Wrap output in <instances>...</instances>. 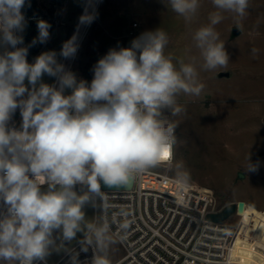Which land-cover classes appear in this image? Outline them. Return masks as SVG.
Wrapping results in <instances>:
<instances>
[{
    "label": "clouds",
    "instance_id": "clouds-1",
    "mask_svg": "<svg viewBox=\"0 0 264 264\" xmlns=\"http://www.w3.org/2000/svg\"><path fill=\"white\" fill-rule=\"evenodd\" d=\"M212 3L217 11L192 36L199 56H188L186 62L165 55L168 35L159 28L142 33L130 47L109 49L94 65L89 84L58 62L54 50L29 63V46L17 45L24 43L18 33L27 24L22 9L31 2L0 0V46L13 49L0 54V202L7 208L0 218V261H45L55 230L67 241L82 231V208L90 194H100L99 181L109 188L127 187L134 172L172 161L175 125L163 119L165 111L179 115L184 108L177 97L200 94L204 85L198 83L197 66L203 71L227 66L229 55L215 25L224 18L222 12L234 13L239 24L249 9V0ZM168 6L187 22L200 0H168ZM97 18L86 0L76 31L63 42L59 56L73 59L80 30ZM50 28L49 22L37 20L38 36L30 46L46 43ZM257 52L252 49L253 56ZM45 74L54 77L58 87L43 83ZM65 89L71 94L65 95ZM17 109L22 131L8 127ZM247 169L255 172L257 166L249 161ZM45 184L47 190L42 191ZM77 184H86L89 192L78 195L73 190ZM87 228L103 242L107 225L88 223ZM72 264H77L75 258ZM93 264L110 261L96 256Z\"/></svg>",
    "mask_w": 264,
    "mask_h": 264
},
{
    "label": "rangeland",
    "instance_id": "rangeland-1",
    "mask_svg": "<svg viewBox=\"0 0 264 264\" xmlns=\"http://www.w3.org/2000/svg\"><path fill=\"white\" fill-rule=\"evenodd\" d=\"M87 2H91L98 18L81 32L72 71L78 80L89 84L94 78V65L109 49L130 47L131 41L142 33L159 28L168 35L165 55L183 57L186 62L188 56H199L192 36L217 11L212 0H200L197 13L186 22L171 11L168 0ZM40 3L47 12L50 0ZM85 3L86 0H67L57 8L56 28L44 43L42 53L54 50L57 59L61 58L58 62H63L59 52L63 42L76 31ZM221 14L224 18L215 25V30L229 55L227 66L211 71L197 66L198 83L204 85L200 94L181 93L177 103L184 111L176 116L165 111L163 116L176 129V161L171 176L213 190L218 209L244 202L241 218H231L228 223L238 224L228 232L232 256L244 264H264V0H249V9L239 24L234 13ZM234 27L240 30L237 37L232 36ZM0 48L2 53L13 50L7 46ZM253 48L258 50L255 56ZM220 73L230 76L220 78ZM54 81L55 78L43 83L53 85ZM69 94L71 90L66 89L65 95ZM249 161L257 166V171H248ZM47 187L41 190L46 191ZM73 190L78 195L89 192L87 185H75ZM90 195V201L82 208L85 217L82 231L70 241L63 239L61 230L53 232L54 244L46 257L50 262L58 261L89 233L87 224H93L95 199V194ZM106 241L103 256L107 255L114 263L123 255L122 250L113 239Z\"/></svg>",
    "mask_w": 264,
    "mask_h": 264
},
{
    "label": "built area",
    "instance_id": "built-area-1",
    "mask_svg": "<svg viewBox=\"0 0 264 264\" xmlns=\"http://www.w3.org/2000/svg\"><path fill=\"white\" fill-rule=\"evenodd\" d=\"M76 56L63 60L67 69L72 71ZM53 85L58 87L56 79ZM22 123L18 110L8 127L22 131ZM175 161L174 145L172 161L134 172L131 188L104 189L103 181H99L93 224L98 228L107 225L103 242L98 243L89 231L58 261L45 259L34 264H72L73 258L77 264H93L96 256H103L107 238L113 239L123 253L110 264H244L233 258L228 237V232L238 225L228 224L229 220L241 215L236 211L223 223L209 220V214L220 213L224 208H217L215 193L210 188L171 176ZM6 212V206L0 202V218Z\"/></svg>",
    "mask_w": 264,
    "mask_h": 264
},
{
    "label": "trees",
    "instance_id": "trees-1",
    "mask_svg": "<svg viewBox=\"0 0 264 264\" xmlns=\"http://www.w3.org/2000/svg\"><path fill=\"white\" fill-rule=\"evenodd\" d=\"M66 1L67 0H50L49 9L47 10V12L41 5L40 0H30L31 7L26 6L22 9L27 24L23 33H18V35L23 36L24 43L22 45H17V47L29 46L27 55V61L29 63L34 62L35 58L42 53L44 47V44L40 43H37L34 46H30L33 39L38 36L37 20L43 19L49 22L51 24V28L49 31L50 33H52L56 28L55 16L57 13V8L61 7ZM60 59L61 58L59 57L57 60L60 61ZM53 79L54 77H50L46 74L42 76V82H44L45 80L52 81ZM24 83L29 89L31 88V85L28 84L27 80H25Z\"/></svg>",
    "mask_w": 264,
    "mask_h": 264
},
{
    "label": "water",
    "instance_id": "water-1",
    "mask_svg": "<svg viewBox=\"0 0 264 264\" xmlns=\"http://www.w3.org/2000/svg\"><path fill=\"white\" fill-rule=\"evenodd\" d=\"M240 35V30L237 28V27H234L233 28V31H232V36L233 37H237ZM230 74L229 73H220L219 74V77L222 78V77H229ZM262 155H264V152L262 153ZM239 177L240 178H243L244 175L243 174H239ZM133 185V179L131 181V184L127 187H106L104 185V183L102 182V186L104 189H123V188H131ZM244 206H245V203L244 202H239L238 204H230L228 206H226L220 213H217V214H209L208 215V219L213 221V222H216V223H223L225 221H227L230 217H232L236 211L240 214L241 212L244 211Z\"/></svg>",
    "mask_w": 264,
    "mask_h": 264
},
{
    "label": "bare ground",
    "instance_id": "bare-ground-1",
    "mask_svg": "<svg viewBox=\"0 0 264 264\" xmlns=\"http://www.w3.org/2000/svg\"><path fill=\"white\" fill-rule=\"evenodd\" d=\"M90 4H91V2H89ZM82 30H83V28L80 30V32H79V43L81 42V40H80V35H81V32H82ZM81 44V43H80Z\"/></svg>",
    "mask_w": 264,
    "mask_h": 264
}]
</instances>
